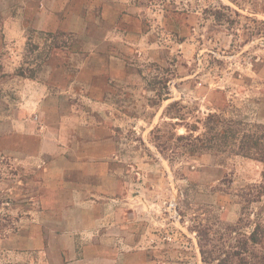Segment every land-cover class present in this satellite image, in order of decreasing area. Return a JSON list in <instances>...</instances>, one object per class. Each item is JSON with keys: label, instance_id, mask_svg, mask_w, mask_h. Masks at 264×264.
Returning <instances> with one entry per match:
<instances>
[{"label": "crops", "instance_id": "1", "mask_svg": "<svg viewBox=\"0 0 264 264\" xmlns=\"http://www.w3.org/2000/svg\"><path fill=\"white\" fill-rule=\"evenodd\" d=\"M142 1L0 0V160L24 168L33 210L0 239L4 263L148 264L125 217L143 188L133 197L117 158L118 128L138 119L124 105L141 99L128 57L147 34Z\"/></svg>", "mask_w": 264, "mask_h": 264}, {"label": "rangeland", "instance_id": "2", "mask_svg": "<svg viewBox=\"0 0 264 264\" xmlns=\"http://www.w3.org/2000/svg\"><path fill=\"white\" fill-rule=\"evenodd\" d=\"M141 3L147 34L128 57L141 99L124 105L138 119L118 128L117 158L134 184L133 197L136 184L143 188L140 213L130 209L125 216L128 233L144 239L148 264H202L199 230L207 233L206 248L216 250L229 245L222 224L239 223L246 233L257 223L264 227V167L233 155L190 156L175 135L199 136L210 114L246 129L264 126V0ZM31 41L29 48H40L34 59H42L46 43ZM71 42L65 35L50 45ZM25 177L20 163L1 158L0 239L33 211ZM0 264L7 263L0 258Z\"/></svg>", "mask_w": 264, "mask_h": 264}, {"label": "trees", "instance_id": "3", "mask_svg": "<svg viewBox=\"0 0 264 264\" xmlns=\"http://www.w3.org/2000/svg\"><path fill=\"white\" fill-rule=\"evenodd\" d=\"M203 127L204 132L196 137L193 134L175 135L176 141L185 142L190 156L203 152L220 157L233 155L258 162L264 167L263 125H251L253 129H246L239 122L210 114L204 120ZM222 225L223 235L229 241L227 248L223 244L216 250L207 249V233L202 230L197 232L202 264H264V227L261 224H255L250 233L244 232L239 223L234 226Z\"/></svg>", "mask_w": 264, "mask_h": 264}]
</instances>
